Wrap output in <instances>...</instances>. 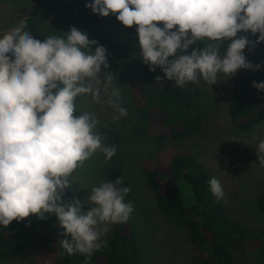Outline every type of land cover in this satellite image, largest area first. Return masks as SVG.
Returning <instances> with one entry per match:
<instances>
[{
	"label": "clouds",
	"instance_id": "obj_1",
	"mask_svg": "<svg viewBox=\"0 0 264 264\" xmlns=\"http://www.w3.org/2000/svg\"><path fill=\"white\" fill-rule=\"evenodd\" d=\"M86 7L101 17L116 14L126 28L137 26L143 63L153 72L160 68L177 87L201 80L211 86L239 69L260 70L243 50L264 42V0H94ZM26 28L20 20L0 36V225L54 215L64 230L60 247L68 255L90 256L106 244L102 238L111 226L128 221L134 206L125 201L131 188L121 178L93 187L86 212L78 199L64 202L70 178L86 160L98 150L111 160L117 151L103 144L94 113L74 116L75 101L91 96L94 103H106L114 109L113 121L127 117V109L120 104L116 77L102 72L109 67L106 49L91 51L97 41L72 27L63 37L41 42ZM240 32L259 34L258 39L236 38ZM229 40L222 55L220 47ZM198 41L206 46L188 54ZM253 87L264 91V83L254 81ZM255 152L264 167V139ZM208 184L217 201L224 198L217 178Z\"/></svg>",
	"mask_w": 264,
	"mask_h": 264
},
{
	"label": "rangeland",
	"instance_id": "obj_2",
	"mask_svg": "<svg viewBox=\"0 0 264 264\" xmlns=\"http://www.w3.org/2000/svg\"><path fill=\"white\" fill-rule=\"evenodd\" d=\"M73 0H0V36L17 26L20 20L27 22V31L30 32L29 24L31 18L49 27L52 23L58 26L61 31L65 26L62 23V15H49L50 9H59L61 6L70 4ZM38 8V11H37ZM90 14L93 13L89 8ZM77 11V10H76ZM76 11L66 16L68 22L76 23ZM112 15V14H110ZM97 21L102 20L103 24L111 20L113 28L101 27L96 29V35L90 41L95 40L98 45H92L91 51L94 53L96 46L110 45L114 42L123 47L129 53L132 61L142 59L138 39L137 26L126 28L117 19L95 15ZM96 22L90 23V26ZM35 29L40 35L45 34V29ZM163 27L162 23L157 25ZM45 27V26H44ZM72 27L63 29L62 36L68 33ZM31 35V32H30ZM258 35L240 32L236 38L247 36L249 40L255 41ZM231 41H225L220 52L223 55ZM102 45V46H103ZM203 41H198L189 49H203ZM243 54L248 62L254 66L261 65L259 71L251 69H239L234 75L227 78L221 75L217 84L207 85L203 80L198 84L189 83L186 89L194 104L193 116L198 117L200 125L196 133L183 140L158 142L154 135L146 132H135L134 128L140 126L138 118L131 116L129 110L130 100L124 89V82L114 81V85L120 88V104L127 109V117H122L118 121H113L114 109L106 103H94L91 96H81L75 101L77 111L74 116H79V111H89L94 113L100 123L96 131L103 138L104 145L108 144L105 131H117L123 137L122 153V180L123 185L131 188L130 193L125 197L126 202H131L134 211L126 223L111 226H123L129 229L139 246L141 257L140 264H192L190 257L189 238L186 228L177 227L166 220L158 210L154 194L147 186L144 164L159 155L162 163H168L173 155L189 154L194 156L209 171L210 177L217 178L224 190V198L219 200L227 217L237 224L247 227L253 235L262 237L264 240V214L258 208V196L264 190V167L259 165L256 156L260 140L264 139V122L256 125L249 132H242L232 125L227 114V107L231 97V88L237 82L248 81L257 73L264 71V46L256 45L254 48L246 47ZM11 57V54H8ZM169 59H174L170 57ZM103 72V71H102ZM158 84L175 86L174 81H169L164 77V73L159 76ZM101 73V79H103ZM104 101L107 100L103 96ZM131 117V118H130ZM157 149H159L157 151ZM104 155L98 150L92 157L86 160L70 178L73 182L68 190L67 201L78 199L82 206L81 211L86 212L89 208L87 197L93 187L108 180L104 175L106 161ZM182 190L188 187L180 183ZM185 193V192H184ZM190 195V191H189ZM187 204L193 201L192 198L185 200ZM108 236V235H107ZM107 236L102 239L106 241ZM54 241L56 236H52ZM253 238V237H252ZM249 238L247 247L250 249ZM260 239V240H261ZM263 242V241H262ZM251 251V250H250ZM249 255L246 254L240 264H251ZM0 264H57L56 258L49 246L40 239H34L31 246L22 254L0 261Z\"/></svg>",
	"mask_w": 264,
	"mask_h": 264
},
{
	"label": "trees",
	"instance_id": "obj_3",
	"mask_svg": "<svg viewBox=\"0 0 264 264\" xmlns=\"http://www.w3.org/2000/svg\"><path fill=\"white\" fill-rule=\"evenodd\" d=\"M91 3L94 0H73L57 10L50 9L48 14L62 15V23H65L63 29L76 26L91 40L92 34L96 35L101 27L113 28L111 20L103 24L102 20L97 21L94 17L96 14H90L86 5ZM73 11H76L78 20L75 24L66 19ZM115 15L108 18L113 19ZM31 19L29 29L33 38L43 42L47 36L63 37L60 34L63 29L60 31L55 22L44 27L35 18ZM92 22L96 23L90 26ZM42 26L46 28L44 35L37 33ZM35 29H38L37 32ZM260 44L264 46V42ZM103 47L109 67L104 69L102 66V71L114 75V81L124 82L130 100L129 110L133 113L131 117H139L140 129L135 127L136 133H151L158 142L179 141L196 133L200 121L193 116V100L186 89L159 85L156 78L162 74V70L156 68L154 72L150 71L142 59L132 61L129 53L118 44L112 42ZM254 81L264 83V71L248 81L233 84L231 88L227 114L232 125L242 132H249L264 122V91L254 88ZM104 133L108 138L107 145H114L117 149L115 156L106 161L104 175L108 181L115 182L117 178H122L120 163L124 137L117 131L106 130ZM158 156L156 154L144 164L147 186L154 194L163 217L177 227L186 228L192 264H240L246 254L252 260L251 264H264V240L227 217L222 203L210 191L208 169L189 154L173 155L168 163H162ZM180 183L188 187L190 195L186 189L183 192ZM68 190L64 192V202L67 201ZM189 198L193 201L187 204L185 200ZM258 208L264 214V190L258 196ZM63 231L54 215L44 220L30 216L22 221H13L7 228L0 225V261L22 254L36 238L49 246L57 264L141 262L133 233L123 226H115L108 234L106 244L90 256L80 253L68 255L56 239L52 241L49 238V235L60 236L61 241L65 238ZM249 238H252L250 249L247 247Z\"/></svg>",
	"mask_w": 264,
	"mask_h": 264
},
{
	"label": "flooded vegetation",
	"instance_id": "obj_4",
	"mask_svg": "<svg viewBox=\"0 0 264 264\" xmlns=\"http://www.w3.org/2000/svg\"><path fill=\"white\" fill-rule=\"evenodd\" d=\"M52 236H53V235H49V238H50V239H53ZM56 240H57L58 242H60V236H56Z\"/></svg>",
	"mask_w": 264,
	"mask_h": 264
}]
</instances>
